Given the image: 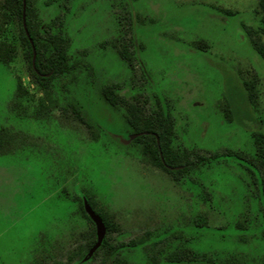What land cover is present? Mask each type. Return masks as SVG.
Returning <instances> with one entry per match:
<instances>
[{
	"label": "rangeland",
	"instance_id": "374dc122",
	"mask_svg": "<svg viewBox=\"0 0 264 264\" xmlns=\"http://www.w3.org/2000/svg\"><path fill=\"white\" fill-rule=\"evenodd\" d=\"M32 1L41 24L61 17L75 66L43 87L10 18L5 35L14 51L0 62V128L16 136L0 154V264H176L164 255L181 248L212 264H264L255 169L223 154L174 179L126 141L122 106L100 95L114 84L127 100L159 101L182 147L254 156L253 132L264 136V61L244 26H258V0ZM198 40L203 48L191 44ZM113 43L134 52L133 69ZM252 73L256 105L242 85ZM80 196L105 215L112 244H134L80 262L94 232Z\"/></svg>",
	"mask_w": 264,
	"mask_h": 264
},
{
	"label": "trees",
	"instance_id": "16d2710c",
	"mask_svg": "<svg viewBox=\"0 0 264 264\" xmlns=\"http://www.w3.org/2000/svg\"><path fill=\"white\" fill-rule=\"evenodd\" d=\"M23 11L25 26L32 40V45L30 44L23 28ZM256 14L259 17L258 26H244V30L249 37L253 49L264 61V0H258ZM13 16L18 20L20 35L25 46V53L29 61L30 69L38 82L48 89L51 80L54 77L65 75L75 66L74 62H70L67 54L68 37L62 31V19L60 16H55L50 22L41 24L38 20L36 8L32 0H0V62L3 64H7L13 57L14 48L5 35L6 26L9 23L10 18ZM191 44L194 47L203 48L200 40L193 41ZM113 46L118 56L128 67L133 69L135 59L134 52L130 50L125 43H113ZM32 48L35 50L34 63H32ZM242 78V85L246 98L252 105H256L258 96L257 75L252 73L247 77L243 76ZM17 85L19 89H22L20 81ZM116 88L117 87L114 84H104L100 88V95L111 107L122 106L123 120L130 129L129 134H136V136L130 138V142L139 145L142 155L149 162L161 167L167 173L171 174L174 179H177L178 175L194 170L195 168L210 162L211 159H215L223 154L231 155L255 169L256 175L252 172L250 174L252 176L254 175V179L261 184L263 187L262 193L264 194L263 135L253 132L256 150L254 156H249L243 152H235L232 150H226L223 153H208L200 148L182 147L174 143V121L167 108H163L159 101H156L154 106H148L144 102L139 104L136 101H132V98L131 100H127L117 93ZM48 99L50 101L52 100L51 97H48ZM134 99H136V97H134ZM76 112L78 113L77 110ZM262 122L264 123V118H262ZM15 136L16 134L14 132H10L5 127L0 128V154H8L11 151V143ZM80 209L84 217L93 225L94 229L93 239L87 244V251L94 244L96 235L94 223L83 208L81 196ZM98 210V214L105 224L106 231H108L110 228L109 223L106 221L103 212H101L100 209ZM236 225L241 226L240 223H237ZM129 244L134 243L133 241H129L126 244H112L106 232L100 246L92 255L96 256L99 252L104 255H116L123 246ZM164 258L167 261L176 264L213 263V260L207 257L204 253L188 248L174 250L164 255ZM152 260L156 261L157 255H152ZM79 261L83 262V257H81ZM117 262L119 264H128L124 259H117Z\"/></svg>",
	"mask_w": 264,
	"mask_h": 264
},
{
	"label": "water",
	"instance_id": "95a60500",
	"mask_svg": "<svg viewBox=\"0 0 264 264\" xmlns=\"http://www.w3.org/2000/svg\"><path fill=\"white\" fill-rule=\"evenodd\" d=\"M22 22H23V28L25 30L26 36L28 37V40H29L30 44L32 45V40H31V38L29 36V33L27 32L26 26H25L24 11H23V14H22ZM32 49H33L32 63H34L35 50H34V48H32ZM134 136H136V134L130 135L129 139L126 140V141L127 142L130 141V138H133ZM83 208H84L86 214L91 219V221L94 223L95 235H96V240H95L94 244L89 248V250L87 251L86 255L83 257V260H86L100 246V244L102 242V239H103V237L105 236V233H106V227H105V224H104L102 218L97 213H95L93 211V209L87 203L85 198L83 199Z\"/></svg>",
	"mask_w": 264,
	"mask_h": 264
}]
</instances>
